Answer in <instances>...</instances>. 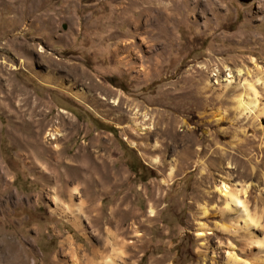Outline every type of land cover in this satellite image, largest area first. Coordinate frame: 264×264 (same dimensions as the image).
I'll use <instances>...</instances> for the list:
<instances>
[{
    "label": "rangeland",
    "instance_id": "374dc122",
    "mask_svg": "<svg viewBox=\"0 0 264 264\" xmlns=\"http://www.w3.org/2000/svg\"><path fill=\"white\" fill-rule=\"evenodd\" d=\"M147 1L0 0V264H264V0Z\"/></svg>",
    "mask_w": 264,
    "mask_h": 264
},
{
    "label": "bare ground",
    "instance_id": "6f19581e",
    "mask_svg": "<svg viewBox=\"0 0 264 264\" xmlns=\"http://www.w3.org/2000/svg\"><path fill=\"white\" fill-rule=\"evenodd\" d=\"M147 2L149 3V6L145 7V9H146L145 12H141V14L138 15L134 19V21H135L134 23L136 25H139V23L141 24L142 23L141 22V19H143V16H145V15L149 16V19H147V23H150L151 22L152 24H154V20L155 19H158L159 17H162L163 19H165V21H166V23L168 25V28L170 29V31L173 34V28L177 24V22L179 21L178 16L180 14L177 16L173 12H168L167 11V12H165L164 15H159L158 12H157V10H158V8H157L158 0H150V1H147ZM169 2H171V4L173 3V5L177 3L176 0H169ZM187 2H188V0H185V1L182 2V4H185ZM167 9L168 10L171 9V6L167 7ZM260 80H261V77H258L255 80L254 83H249L248 82V83H246V86L249 87V89H251L252 91H254V94H256L255 83L256 82H259ZM256 101H257V99L255 97L252 98V99H250L249 101H244V99L242 97H240L238 99V106L237 107H238V109H243L244 110V109H247L249 106H251L253 104L255 105L256 104ZM132 123L136 126L135 119H132ZM50 134L52 136L51 137L52 139H55L56 137L62 135V133H60L57 128L55 129V132L50 133ZM207 149L208 148H203L202 151H204V150L207 151ZM214 152L215 151H213V153ZM199 153H201V152L200 151L199 152L198 151H196V152H194V151L192 152L191 151L190 155L193 156V155H197ZM69 184H70V180H66L65 183L61 187H59L58 189H55V192L53 194L54 195L53 196V199L56 202V205L58 206L59 205V202H60V198H63L65 196H67L68 197V200H69V204L67 206H65V207H62V208L60 207L61 208L60 214L61 215H65V214L66 215H71L73 217V220L76 223H81L82 218L85 215H87L88 213H90L95 208V205L92 203V204H90L88 206H84V204H83L84 202L77 203L75 201V198L77 197L79 191H78L77 188H72L71 189L69 187ZM220 189L227 196V198L229 200V204L228 205L233 204L236 207L242 206L243 211L246 213L245 216H247V218H246V226L249 227V228L252 225L253 226H256L257 225V222L255 223V220L253 219L254 217L250 216V214L248 212V207H247L248 204L246 202V196H245V194L247 192V188L244 187L243 189H238L234 185H229L227 182H223V184L220 187ZM0 237H1V240H2V247L6 248V250L3 248L6 251V253H8L14 260L15 259H19V256L20 255L18 256V248H17V245L13 241H11L9 238L2 237L1 234H0ZM109 238L110 237H108V239ZM108 239H107V244L109 242ZM249 245H250L249 247L251 249L257 248V246H258L259 249H260L259 251L264 252V241H262V240L253 239V237H252ZM61 248L64 249V250L67 248L66 251L70 255V257L72 258V264H91L92 263V257L91 258L88 257V255L86 253H83L84 251L81 252V250H79L80 248H78L76 246L73 247L71 240L68 239V238L62 240V242H61ZM91 251H92L94 257L100 255V251L98 249H96V248H92ZM67 253H65V254H67ZM115 254H116L115 257H118V256L121 257L119 254H117V253H115ZM101 256L104 257V263L105 264H119V262L116 261V258H114V256L113 257H109L107 254H105V252L104 253L102 252V255ZM231 257H232V261L233 262H236V263L241 262V259L239 257H237L233 252L231 254ZM92 264H94V263H92Z\"/></svg>",
    "mask_w": 264,
    "mask_h": 264
},
{
    "label": "trees",
    "instance_id": "16d2710c",
    "mask_svg": "<svg viewBox=\"0 0 264 264\" xmlns=\"http://www.w3.org/2000/svg\"><path fill=\"white\" fill-rule=\"evenodd\" d=\"M131 170L135 172V169L130 166Z\"/></svg>",
    "mask_w": 264,
    "mask_h": 264
}]
</instances>
